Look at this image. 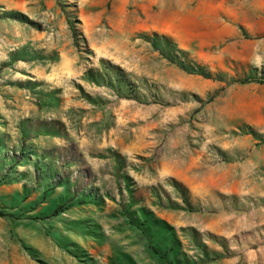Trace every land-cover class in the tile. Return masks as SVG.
<instances>
[{"label":"rangeland","instance_id":"rangeland-1","mask_svg":"<svg viewBox=\"0 0 264 264\" xmlns=\"http://www.w3.org/2000/svg\"><path fill=\"white\" fill-rule=\"evenodd\" d=\"M257 80L264 0H0V264H264Z\"/></svg>","mask_w":264,"mask_h":264},{"label":"trees","instance_id":"trees-1","mask_svg":"<svg viewBox=\"0 0 264 264\" xmlns=\"http://www.w3.org/2000/svg\"><path fill=\"white\" fill-rule=\"evenodd\" d=\"M181 64V63H180ZM112 72H115V92L117 93V95L119 96V98H124V99H130V100H135L140 102V88L138 87V85H136L135 83H132L130 81H128L127 79H125V77H121L120 73L121 70L116 67V66H112L111 67ZM192 73L201 75L203 77L207 78V75L204 74L202 71L200 70H195V69H191ZM247 82H251L247 79L240 81V83H247ZM255 82L258 83H264L263 80H257ZM145 86L147 88L148 85L145 84ZM153 98H155V100L160 104V100L158 101L156 94L153 96ZM171 184L173 186V188H175V190L177 191V193L180 196V200L182 203V206H179L177 204H173L171 203V205H169L168 207L171 209H175V210H184V211H189V212H195L196 209H194V207L192 206L189 197L186 194L185 189L177 182L171 180ZM63 207L62 206H58L54 211L52 215H57L61 209ZM129 209H125V215L127 216V218L130 220V222L137 227L139 230H141L142 234H144V236L146 238H151L152 237V231L153 230H157L159 232H165V233H169L170 235H172V228L169 227V225H167V223H165L164 221L161 220H156V219H152L149 220L147 219L148 217H146L149 213H147L144 209H139V211H137V213H140L141 216H143V219H141V221L135 217H133V213H129ZM186 232L188 234V236L190 237V239L193 241V243L201 250L204 252V250L206 249V246L204 245V243L202 242L201 239V235L200 233H198L195 229L189 227L186 229ZM155 252L158 253L157 249H155ZM224 258L223 256H217V259H221Z\"/></svg>","mask_w":264,"mask_h":264}]
</instances>
